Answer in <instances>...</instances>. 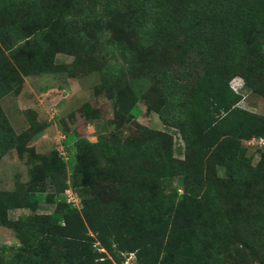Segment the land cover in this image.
I'll list each match as a JSON object with an SVG mask.
<instances>
[{
    "label": "trees",
    "instance_id": "16d2710c",
    "mask_svg": "<svg viewBox=\"0 0 264 264\" xmlns=\"http://www.w3.org/2000/svg\"><path fill=\"white\" fill-rule=\"evenodd\" d=\"M90 4L0 0V99L23 75L81 69L97 71L116 104L110 131L95 142L65 134V158L31 152L37 122L17 134L0 106V158L12 149L30 157L29 178L0 191V226L18 242L0 247V264H123L130 254L135 264H264V151L252 163L242 144L264 137V115L240 107L229 85L238 76L264 97V0ZM56 52L74 59L56 65ZM118 70L143 79L125 99L110 88ZM139 97L145 112L179 131L183 159L168 131L136 121ZM82 109L86 119L98 116ZM69 188L79 206L67 201ZM40 202L54 206L37 213ZM14 207L29 212L12 219Z\"/></svg>",
    "mask_w": 264,
    "mask_h": 264
},
{
    "label": "rangeland",
    "instance_id": "374dc122",
    "mask_svg": "<svg viewBox=\"0 0 264 264\" xmlns=\"http://www.w3.org/2000/svg\"><path fill=\"white\" fill-rule=\"evenodd\" d=\"M98 1L91 0L89 8L98 6ZM109 32V29L102 28L98 31V35L101 36V39H105ZM107 56L109 62L114 63L118 68L120 64L116 62V59L119 56L111 52ZM73 59L74 55L72 54L56 52L54 62L56 65H69ZM115 79L110 87L111 91L122 96L123 99L129 95L135 84L138 85L143 80L120 70L117 71ZM100 85V74L95 70L83 73L80 69L75 75L67 70L23 75L18 90L5 94L0 99V106L17 134L28 131L30 121L35 120L37 122L40 129L32 134L26 143L27 147H31V152L57 151L65 158L66 151L61 141L66 133L76 131L89 141L95 142L97 135L110 131V121L114 117L116 104L107 96V91L101 90ZM229 85L235 92L242 95V99L238 103L240 107L264 115V97L246 89L242 79L238 76L230 79ZM84 104H88L92 111L98 113V116L86 119L82 112ZM138 105L143 112L136 121L146 128L168 131L173 138V156L176 159H183L184 142L179 131L175 128L164 127L155 112H145L146 104L140 100V97ZM249 139L243 140L242 144L246 147L247 155L251 157L252 163H255L259 159L260 153L264 151V147L256 141L248 142ZM27 152L24 151L20 156L15 149H12L0 158V191H12L16 181L22 182L29 178L30 157ZM36 169L37 173H42L40 162L37 163ZM164 182L168 192H172L173 187L178 183L176 178L165 179ZM53 206V204L40 202L36 212H49ZM28 212L14 207L8 209V216L15 219L22 215L25 216ZM13 243H18L14 231L0 226V247ZM1 254L6 255L3 252ZM123 264H135L134 255L130 254ZM226 264L259 263L254 260L242 261L241 258H237L227 261Z\"/></svg>",
    "mask_w": 264,
    "mask_h": 264
},
{
    "label": "built area",
    "instance_id": "2783aa9c",
    "mask_svg": "<svg viewBox=\"0 0 264 264\" xmlns=\"http://www.w3.org/2000/svg\"><path fill=\"white\" fill-rule=\"evenodd\" d=\"M254 141L258 142L259 145L261 144L264 147V137H258L256 139H255V137H253V138H250L248 142H254ZM65 195H66L68 202H71L76 206L80 205L78 197L73 193V191L70 188L66 189Z\"/></svg>",
    "mask_w": 264,
    "mask_h": 264
}]
</instances>
